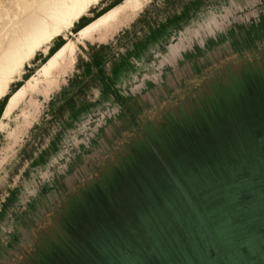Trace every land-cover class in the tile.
I'll return each instance as SVG.
<instances>
[{
	"label": "rangeland",
	"instance_id": "374dc122",
	"mask_svg": "<svg viewBox=\"0 0 264 264\" xmlns=\"http://www.w3.org/2000/svg\"><path fill=\"white\" fill-rule=\"evenodd\" d=\"M37 2L0 0L1 52ZM0 264H264V0H102L27 65L0 99Z\"/></svg>",
	"mask_w": 264,
	"mask_h": 264
},
{
	"label": "bare ground",
	"instance_id": "6f19581e",
	"mask_svg": "<svg viewBox=\"0 0 264 264\" xmlns=\"http://www.w3.org/2000/svg\"><path fill=\"white\" fill-rule=\"evenodd\" d=\"M37 1L38 5H44L45 3L42 2V0L40 2L39 0ZM101 1L102 0H52L50 4L52 10L49 17L40 16L39 19H36L38 20V24L35 26L36 28L33 27L34 31L32 33L24 36L21 35V43L18 44V47H9L2 52L0 51V99L10 88L17 75L26 70L27 65H32L39 61L43 53L49 47L61 40L67 33H71V30L85 19L91 12V9L97 6ZM139 1L140 0H131L132 3L134 2L136 4H138ZM24 7V4L18 5L19 10H23ZM114 14L115 12H109L100 17L95 23L104 24L114 18ZM2 18L4 19V17H0V22L3 21ZM94 24L84 26L80 32L81 36L89 32ZM21 27L23 28V26ZM75 42L77 41L73 40V38L72 40H68L58 53L54 54L44 63L33 75L32 79L37 80L39 77H42V74L49 71L56 64L60 55L65 52L69 46L74 45L75 47Z\"/></svg>",
	"mask_w": 264,
	"mask_h": 264
},
{
	"label": "trees",
	"instance_id": "16d2710c",
	"mask_svg": "<svg viewBox=\"0 0 264 264\" xmlns=\"http://www.w3.org/2000/svg\"><path fill=\"white\" fill-rule=\"evenodd\" d=\"M194 221H195V220H194ZM196 222H197V221H196ZM180 242H181V241H180L179 238H178V239L175 238V244H174V245H175V249L178 248L177 250H180L182 256H184V254H185L184 252H185V251L183 250L182 244H181ZM182 250H183V251H182Z\"/></svg>",
	"mask_w": 264,
	"mask_h": 264
}]
</instances>
